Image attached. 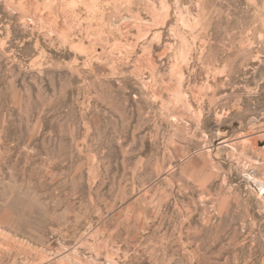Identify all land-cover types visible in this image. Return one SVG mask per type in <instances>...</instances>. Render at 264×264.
Here are the masks:
<instances>
[{"label":"rangeland","instance_id":"obj_1","mask_svg":"<svg viewBox=\"0 0 264 264\" xmlns=\"http://www.w3.org/2000/svg\"><path fill=\"white\" fill-rule=\"evenodd\" d=\"M0 264H264V0H0Z\"/></svg>","mask_w":264,"mask_h":264}]
</instances>
